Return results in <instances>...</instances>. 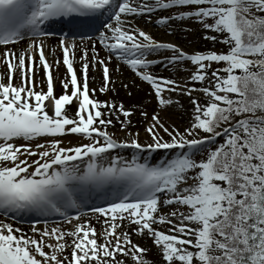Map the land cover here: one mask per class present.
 Returning a JSON list of instances; mask_svg holds the SVG:
<instances>
[{"label":"snow or ice","instance_id":"1","mask_svg":"<svg viewBox=\"0 0 264 264\" xmlns=\"http://www.w3.org/2000/svg\"><path fill=\"white\" fill-rule=\"evenodd\" d=\"M73 16L107 17L99 43L108 55L91 37L81 47L62 34L50 45L42 26ZM145 17L172 32L192 22L211 47L161 42L135 23ZM113 56L162 109L176 103L166 93L191 97L183 131L153 114L141 143L136 107L96 97L90 67L102 69L107 93ZM158 64L188 75H158ZM0 69V264H264V0H0ZM116 123L123 139L109 131ZM68 134L81 142L64 146ZM158 149L168 155L150 164L145 155ZM109 187L106 206L85 218L82 194ZM23 213L62 222H8ZM133 234L151 241L158 261Z\"/></svg>","mask_w":264,"mask_h":264},{"label":"bare ground","instance_id":"2","mask_svg":"<svg viewBox=\"0 0 264 264\" xmlns=\"http://www.w3.org/2000/svg\"><path fill=\"white\" fill-rule=\"evenodd\" d=\"M154 20L155 18L153 20H149L146 17L144 19L138 18L135 23L140 28L153 35L157 40L161 42L177 43L185 51L189 53L193 52L194 50H198L206 45L211 44V42L205 40L204 37L202 40H200L198 38L200 37V35L198 34L192 35L190 33V28L187 26L185 27L188 28V31H184L180 27L173 26L176 28V30L172 32L169 29H166L164 26L155 23ZM177 23L179 24V22ZM47 40L50 42V45L52 47H55V45L58 43V41L53 37L47 38ZM98 40L91 39V42L95 43L96 48L99 50L100 56L104 57L108 55V52L106 49H104L103 46L99 45ZM76 41L78 45H80L81 47H84L90 43V40H76ZM164 55H167V53H161L159 56L150 57V58L162 59ZM60 56L61 53L59 49H57L56 58H59ZM48 59L50 62L53 61L54 57L52 56L51 53H48ZM117 66L119 67V70H116ZM76 67L79 73L80 70L79 61L76 62ZM110 69H111L110 72L111 90L109 92L103 93L98 90L102 83V69L99 67H90L89 87L97 89L95 95L100 100L115 101L117 104L122 102L126 108H132L133 106H135L137 110L136 112L133 113L131 117L133 124V129H132L133 131H136L138 128L143 127L142 120L144 115H142V113L144 112L147 113V118L152 117L153 114H159L160 118L161 115H163V116L172 117L173 119L176 118V119L184 120L185 122L190 120V115L192 112V104H191V97H189L188 95L183 93H175V92L170 94L166 93V95H171L173 99L176 101V103L172 106H169L165 110L159 106L158 101L154 95V92H152L150 86L147 83L141 81L133 70H131L126 64L117 60L115 56H113L111 60ZM2 70L3 69H0V71ZM152 71L158 75L168 76L176 79H182L185 78L184 76L188 75V73L183 69H174L171 66L165 68L159 64L154 66ZM53 72L54 75L57 77V79L55 80V93L58 96L62 94V92L64 91L60 81L63 77L67 75V73L62 64L59 66L58 70L54 65ZM42 79H44V74L43 71H40L37 73V81L39 82ZM40 86L43 87L44 90L46 91V83ZM195 94L196 93H193V95ZM120 119H125V118L121 115ZM109 131L114 132L116 137L120 139H123L126 135V133L121 128V125L119 123H116L114 127L109 126ZM139 138L140 140L142 139L141 137ZM134 151L135 150L133 149L121 150L120 154L130 159ZM161 152L163 151L156 150L155 157L161 156L162 154L165 155V153H161ZM88 215H92V213L90 212L85 213V218ZM0 219H3V217L0 216ZM8 222L14 223L16 226L24 228L25 230H28L32 226H34V225L25 226L19 224L17 221L10 218H8ZM93 223H95V220H93ZM96 227L99 230L101 225L96 224ZM133 239L134 241L140 243L142 246L149 247L152 250L153 246L151 245L150 240L142 237H138L135 234H133Z\"/></svg>","mask_w":264,"mask_h":264},{"label":"rangeland","instance_id":"3","mask_svg":"<svg viewBox=\"0 0 264 264\" xmlns=\"http://www.w3.org/2000/svg\"><path fill=\"white\" fill-rule=\"evenodd\" d=\"M185 26L189 27L190 28V33L192 35H200V37H198L200 40L203 39V30L199 29L198 26L194 27L192 22H187L185 24ZM202 36V37H201ZM211 47V44L210 45H206L198 50H204L206 48H209ZM185 78L187 77L184 76ZM195 95H199V93H196ZM155 113V112H154ZM161 119H163L165 121L166 124H170V125H174L175 127L179 128L181 131L184 130L185 127H187L189 121H184V120H180V119H173L172 117H168V116H163L161 115ZM151 120V117L150 118H145L143 117V127L141 128H138L136 131L134 132H138L139 133V137H141L142 139L140 140L141 143H145L148 141L149 139V134L145 131V128L147 127L149 121ZM165 139H167V136H165ZM69 141H71V144H77L81 141H79V139L76 137V136H70L69 134L65 137L64 139V146H70L69 145ZM84 142H87V141H84ZM167 151V150H166ZM163 155V154H162ZM160 156V158L157 160V162L163 158H165L167 155H168V152H166L165 156ZM144 158H149V159H153L154 160V152H151L150 154H146ZM54 242V241H53ZM145 258L149 259L150 261L152 260H156L158 261L159 260V257L156 256L155 254V248L152 247V250L148 253L145 254Z\"/></svg>","mask_w":264,"mask_h":264}]
</instances>
